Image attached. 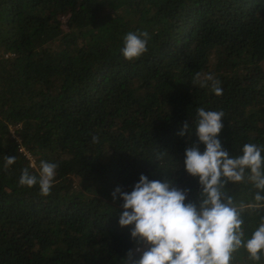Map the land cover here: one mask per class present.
I'll list each match as a JSON object with an SVG mask.
<instances>
[{"label": "trees", "instance_id": "trees-1", "mask_svg": "<svg viewBox=\"0 0 264 264\" xmlns=\"http://www.w3.org/2000/svg\"><path fill=\"white\" fill-rule=\"evenodd\" d=\"M138 31L147 51L127 61L123 38ZM0 53V264H124L137 244L112 193L145 175L197 203L184 160L199 144L198 108L224 113L230 157L264 147V0H0ZM197 72L223 94L194 84ZM5 156L16 157L7 169ZM41 161L58 165L48 196L18 183ZM226 187L237 205L254 203L247 179ZM261 218L245 207L244 239ZM230 264L264 255L241 247Z\"/></svg>", "mask_w": 264, "mask_h": 264}, {"label": "clouds", "instance_id": "clouds-1", "mask_svg": "<svg viewBox=\"0 0 264 264\" xmlns=\"http://www.w3.org/2000/svg\"><path fill=\"white\" fill-rule=\"evenodd\" d=\"M150 37L146 31L128 32L123 38L121 54L127 61L140 58L147 51ZM200 88H211L216 96L223 94L220 81L212 74L197 72L193 80ZM195 133L199 144L185 149V171L198 178L201 188L197 203H185L189 190L180 189L170 180L149 181L139 177L131 192L117 187L112 193L123 201V212L118 223L121 228L131 227L130 235L136 242L129 250L124 264H230L233 253L241 247L251 261H260L264 255V218L250 238L244 239L242 212L247 208H264V147L245 144L242 155L230 157L220 141L223 129L222 111L196 110ZM191 134L187 122L180 136ZM99 137L93 136L92 142ZM160 158L159 155L157 157ZM16 157L5 156L4 167L13 165ZM56 163L41 161L38 174L22 170L20 186H39L41 196L50 195L54 184ZM251 182L258 191L254 203L237 205L227 189L228 184ZM140 253L138 259L135 254Z\"/></svg>", "mask_w": 264, "mask_h": 264}, {"label": "built area", "instance_id": "built-area-1", "mask_svg": "<svg viewBox=\"0 0 264 264\" xmlns=\"http://www.w3.org/2000/svg\"><path fill=\"white\" fill-rule=\"evenodd\" d=\"M0 60H1V53H0ZM32 165H33V162H32Z\"/></svg>", "mask_w": 264, "mask_h": 264}, {"label": "rangeland", "instance_id": "rangeland-1", "mask_svg": "<svg viewBox=\"0 0 264 264\" xmlns=\"http://www.w3.org/2000/svg\"><path fill=\"white\" fill-rule=\"evenodd\" d=\"M13 132V131H12Z\"/></svg>", "mask_w": 264, "mask_h": 264}]
</instances>
